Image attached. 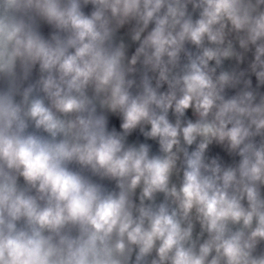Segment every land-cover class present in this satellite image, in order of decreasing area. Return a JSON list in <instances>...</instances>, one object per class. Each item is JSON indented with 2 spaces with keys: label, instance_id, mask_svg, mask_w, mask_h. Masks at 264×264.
<instances>
[{
  "label": "clouds",
  "instance_id": "1",
  "mask_svg": "<svg viewBox=\"0 0 264 264\" xmlns=\"http://www.w3.org/2000/svg\"><path fill=\"white\" fill-rule=\"evenodd\" d=\"M0 264H264V0H0Z\"/></svg>",
  "mask_w": 264,
  "mask_h": 264
}]
</instances>
